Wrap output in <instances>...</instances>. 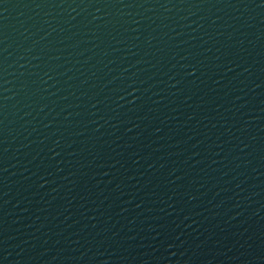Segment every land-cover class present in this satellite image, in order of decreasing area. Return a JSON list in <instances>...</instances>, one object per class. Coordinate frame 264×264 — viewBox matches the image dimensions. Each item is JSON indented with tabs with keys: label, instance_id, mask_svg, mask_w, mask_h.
Segmentation results:
<instances>
[{
	"label": "water",
	"instance_id": "95a60500",
	"mask_svg": "<svg viewBox=\"0 0 264 264\" xmlns=\"http://www.w3.org/2000/svg\"><path fill=\"white\" fill-rule=\"evenodd\" d=\"M0 264H264V0H0Z\"/></svg>",
	"mask_w": 264,
	"mask_h": 264
}]
</instances>
